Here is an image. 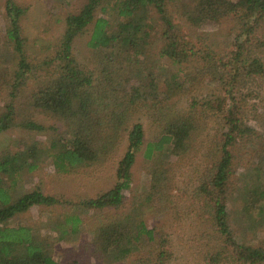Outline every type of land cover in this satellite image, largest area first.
<instances>
[{
  "label": "trees",
  "instance_id": "trees-1",
  "mask_svg": "<svg viewBox=\"0 0 264 264\" xmlns=\"http://www.w3.org/2000/svg\"><path fill=\"white\" fill-rule=\"evenodd\" d=\"M97 7L101 10L110 7L115 20L96 17ZM152 10L158 15L157 26L163 41L159 54L175 64L197 63L203 76H209L224 88L222 92L217 91L219 85H216L213 92L200 101L192 98L191 94L184 104L186 110H181L178 105L189 97L187 85L192 75L183 77L177 71L159 75L166 87L164 91L157 87L159 79H145L148 46L154 40L156 26L149 17ZM176 10L181 18L193 24L205 19L217 22L230 19L235 27V36L225 41L226 51L214 50L206 41V34L184 35L173 22L166 0H86L77 13L67 15L59 48L45 61L53 71L39 82L28 101L38 111L65 119L68 136L59 140L55 137L45 146L32 142L23 149L13 147L0 155V264H58L52 257L51 244L46 238L28 227L8 224L14 216L32 206L52 208L65 202L45 194L40 188L17 194L14 187L22 172H30L37 167L38 161L47 156L57 172L71 173L104 161L116 151L121 140H125V150L115 167L113 185L95 197L81 200V208H121L124 191L131 187L132 167L144 145L145 159L153 164L152 188L146 199L158 202L159 197L172 190L175 183V171L171 162L164 160V155L177 150L178 162L181 163L201 131V121L194 114L198 108L196 104L217 111L220 129L210 144L211 165L205 166L200 173L195 193L204 197L212 229L222 243L220 251H226L242 264H264L262 246L253 247L235 239L224 202L235 156L233 149L247 135L255 133L253 127L245 126L241 120L254 105L250 100L260 98L252 95L250 82L264 77V32L261 34L260 30L264 25V0H193L192 5ZM6 11L10 17L6 34L17 57L7 89L8 95L15 98L17 90L32 73V66L26 56V41L19 24L25 9L8 1ZM89 24L92 25L87 45L96 50H108L102 61L103 66L105 62L106 65L102 66L101 83L97 85L94 71L79 64L72 47L74 38ZM124 71L138 79L139 85L132 86L130 91L121 88V79L118 82L114 80V72L122 75ZM199 75L196 73L193 78ZM121 91L123 95L119 94ZM11 98L0 115V131L16 121V108ZM145 103L152 107L151 115L160 127L152 140L146 139L144 125L133 121L130 116L140 104ZM101 110L107 111L101 113ZM19 124L27 128H42L33 120ZM252 140L251 137L249 141ZM261 146L256 151L262 161L264 147ZM253 187L246 189V197H240L247 211L254 204L261 203L260 198L264 199V189L259 186L255 190ZM257 191L256 196L252 195ZM69 220L70 232H77L80 217L73 215ZM64 232L68 230L62 227ZM164 232L162 227H148L142 217L116 212L93 234L98 255L120 263L132 257L133 250L138 247L143 250L151 248L155 241L158 247L166 244ZM170 257L169 251L159 250L152 258H139L135 264H164Z\"/></svg>",
  "mask_w": 264,
  "mask_h": 264
},
{
  "label": "rangeland",
  "instance_id": "rangeland-1",
  "mask_svg": "<svg viewBox=\"0 0 264 264\" xmlns=\"http://www.w3.org/2000/svg\"><path fill=\"white\" fill-rule=\"evenodd\" d=\"M8 1H13L25 9L20 16L19 24L26 41V56L32 66V73L25 84L17 90L15 98L8 95L7 89V83H11L12 71L17 63V57L6 34L10 26V17L6 11ZM85 3L86 0H0V115L10 98L16 108L15 123L0 131V155L13 147L23 149L32 142L45 146L55 137L59 140L68 136L65 132V119L34 109L30 106L28 97L39 86V82L53 71V67L47 65L45 61L59 48L60 38L65 28V18L68 14L77 13ZM192 3L193 0H166L168 12L175 25L188 37L206 34L208 37L206 41L214 50L226 51L225 41L235 36L234 24L230 19L218 22L205 19L194 24L186 22L179 16L176 9L192 5ZM95 16L115 20L114 11L110 7L105 10L97 7ZM149 17L156 26L153 31L154 40L148 46L150 51L145 61V79L150 77L159 79L157 87L164 91L166 87L159 75L176 71L183 77L192 75L191 82L186 84L189 87V97L183 99L178 105L181 110H186L184 104L191 96L196 101H200L201 98L211 94L216 85H219L217 91L222 92L224 88L209 76H203L198 70L197 63L175 64L168 57L159 54L163 41L159 36L158 15L155 10L151 11ZM91 25L89 24L83 32L77 34L72 47L79 64L94 71L96 76L94 82L97 85L101 83L99 78L102 61L108 50L107 48L96 50L87 45ZM260 30L262 34L264 25ZM105 65L106 62L103 67ZM196 73L200 75L194 79ZM113 76H115V82L121 79L120 86L125 91H130L132 86L139 85L138 79L127 71H124L122 75L114 72ZM250 87L253 89L252 95H259L260 98L250 100V103L254 105L244 114L241 121L245 126L253 127L255 133L251 136L247 135L233 149L235 156L224 202L228 211L227 220L235 239L253 247L264 248V199L260 198L261 203L254 204L250 211L243 207L240 199L241 196L246 197L244 195H247L246 189L249 187L254 186L256 190L261 186L264 189V158L261 161L256 151L262 147L261 145L264 147V101H262L264 77L252 80ZM119 94L123 95V92ZM196 105L198 108L194 114L201 121V131L198 132V136L193 141V147L188 155L182 158L181 163L178 162L177 150L164 155V160L171 162L175 171V183L172 190L159 197L158 202L146 199L152 188L153 164L145 159L144 145L138 152L132 167L131 187L124 191L123 206L117 210L81 208V200L95 197L113 185L115 167L126 146L125 140H121L116 151L99 164L84 166L71 173H59L53 167L50 158L46 156L38 161L36 168L30 172H22L14 187L17 194L40 188L45 194L61 198L65 202L52 208L32 206L27 211L14 216L8 224L28 227L46 238L51 244L52 257L58 264H135L139 258H152L159 250L170 252L171 257L164 264H242L226 251H220L222 243L212 229L204 197L195 193L200 173L205 166L211 165L210 144L217 130L220 129L217 111L210 107ZM106 111L101 110V113ZM151 113L152 107L145 103L140 104L133 115L130 114L133 121H140L144 125L148 140L154 139L160 128ZM26 120H33L42 128H27L19 124ZM130 124L131 122L129 126ZM251 137L252 142L249 141ZM156 187L158 188L157 185ZM258 193L259 191L253 192L252 195L256 196ZM116 212L142 217L148 227H162L165 231L166 244L158 247L155 241L151 243V248L143 250L138 247L133 250L132 257L120 263L101 258L98 255L93 231ZM73 215H78L81 219L78 222L77 232L74 233L70 232L71 221L69 220ZM62 227L68 232L62 233ZM218 251L220 255L217 254Z\"/></svg>",
  "mask_w": 264,
  "mask_h": 264
}]
</instances>
